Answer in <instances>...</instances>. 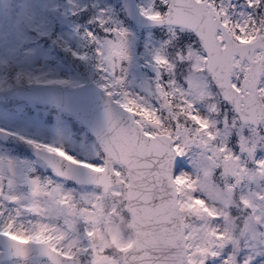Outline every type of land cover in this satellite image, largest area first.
Returning <instances> with one entry per match:
<instances>
[{
    "label": "snow or ice",
    "instance_id": "snow-or-ice-1",
    "mask_svg": "<svg viewBox=\"0 0 264 264\" xmlns=\"http://www.w3.org/2000/svg\"><path fill=\"white\" fill-rule=\"evenodd\" d=\"M0 264H264V0H0Z\"/></svg>",
    "mask_w": 264,
    "mask_h": 264
}]
</instances>
